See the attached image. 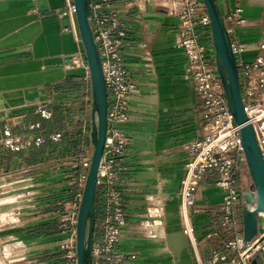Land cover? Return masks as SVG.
I'll return each instance as SVG.
<instances>
[{
  "label": "crops",
  "instance_id": "1",
  "mask_svg": "<svg viewBox=\"0 0 264 264\" xmlns=\"http://www.w3.org/2000/svg\"><path fill=\"white\" fill-rule=\"evenodd\" d=\"M65 1L0 0V133L5 124L21 137L53 131L63 135L60 143L46 140L19 150L0 144V264L60 263L58 242L63 235L55 222L64 187L57 172L38 164L74 146L72 130L82 120L89 128L90 110V84L81 78L83 69L65 66L82 49L70 31H61L70 24L77 31L74 14L58 15ZM213 2L229 41L244 46L236 57L250 60L256 51L248 46L259 37L264 0ZM235 6L241 23L224 19ZM111 7L125 29L122 53L134 83L128 118L120 124L129 139L126 168L119 173L126 224L117 248L134 251L135 264H194L178 223L174 193L188 159L186 145L199 135L202 120L198 98L183 76L184 54L173 43L176 18L151 1L127 5L115 0ZM43 99L51 100L53 116L48 120L34 113L35 102ZM33 122H39V128H23ZM58 145L66 152L61 154ZM29 165L33 170L26 172ZM220 198L221 191L210 180L200 183L192 214L197 238L217 228L204 204L217 208ZM155 200L162 208L159 215ZM208 243L199 242L203 257Z\"/></svg>",
  "mask_w": 264,
  "mask_h": 264
},
{
  "label": "built area",
  "instance_id": "2",
  "mask_svg": "<svg viewBox=\"0 0 264 264\" xmlns=\"http://www.w3.org/2000/svg\"><path fill=\"white\" fill-rule=\"evenodd\" d=\"M115 0H89L88 24L98 52L103 84L106 92V125L103 147L95 178V215L93 223L92 244L89 264H135L137 254L132 250L117 248L122 228L126 224V213L122 191L119 186V173L126 168L124 162L125 146L129 136L120 124L128 118L127 108L134 89L133 75L123 58L122 46L125 29L120 14L111 7ZM137 0H119L124 4H132ZM151 1L165 13L176 18L173 31V43L182 50L185 57L184 78L187 79L193 93L198 98L202 124L199 135L186 145L188 159L183 164V174L174 193L177 198L176 215L180 230L186 238L191 250L194 264H251V259L264 262V215L255 212L256 233L244 241L242 232L235 229L241 218L238 207L246 210L255 208V193L250 182L243 185L235 172L237 165L244 163L247 169L244 151L239 135V125L233 121L227 107V96L217 71V58L211 49V64L205 63L206 44L212 45L210 30L201 31L208 26L209 18L201 0H141ZM240 8L235 6L224 16L227 22L241 23ZM74 14L71 1H65V7L58 15ZM200 27V28H199ZM61 31H70L73 38L80 42L75 25L62 27ZM256 53L250 60L236 57V53L244 47L235 41H229L236 68L240 101L251 126L254 140L264 162V16L260 34L256 42L248 47ZM67 68L83 69L81 78L89 83V74L83 49L73 53ZM51 100L43 99L35 102L34 113L39 118L48 120L53 116ZM39 122H33L23 128L27 130L39 128ZM85 120L76 133L74 146L64 155L50 156L41 161L49 172H57L63 183V201H59V214L55 227L66 238L58 242L60 264H76L74 250L75 222L78 204L89 165L90 152L84 137L89 132ZM63 135L53 131L45 136L29 134L21 137L11 133L7 125H3L0 133V144L10 150L39 146L46 140L53 144L60 143ZM33 166L25 167L26 172ZM208 179L221 191V198L216 208L205 203L210 213L215 216L217 228L209 229L201 238L194 234L192 214L195 198L200 183ZM251 181V179H250ZM251 200L245 199V194ZM154 206L158 215L161 212L159 203ZM221 231H232L224 234L217 242ZM154 236V233H151ZM207 244L206 255L199 250V242Z\"/></svg>",
  "mask_w": 264,
  "mask_h": 264
},
{
  "label": "water",
  "instance_id": "3",
  "mask_svg": "<svg viewBox=\"0 0 264 264\" xmlns=\"http://www.w3.org/2000/svg\"><path fill=\"white\" fill-rule=\"evenodd\" d=\"M201 1L209 18L212 46L217 58V71L227 96V107L232 114L233 121L239 125L241 145L255 193V208L253 210L245 209L241 212L242 238L247 241L256 233L255 212L261 211L264 215V162L254 140L251 126L246 123V117L240 101L234 57L229 48V39L222 20L219 18L213 0ZM72 4L77 32L89 74L90 110L88 138L92 148L76 214L74 250L76 264H89L95 217V178L102 152L106 125V92L98 52L93 42L87 19L89 15V0H72ZM221 65L224 71H222ZM245 199L250 201V194L246 193ZM251 264H256L255 259L251 260Z\"/></svg>",
  "mask_w": 264,
  "mask_h": 264
},
{
  "label": "rangeland",
  "instance_id": "4",
  "mask_svg": "<svg viewBox=\"0 0 264 264\" xmlns=\"http://www.w3.org/2000/svg\"><path fill=\"white\" fill-rule=\"evenodd\" d=\"M218 15H219V14H218ZM219 18H220L221 20H223L222 17H221L220 15H219ZM222 23H223V26H224V28H225V31L228 33V30L226 29L227 26H226V24H225V21H223ZM199 28H200V27H199ZM200 30H201V31H204V32H207V31L209 30V28H208V26H205V27H201ZM205 44H206L205 63H206L208 66H210V64H211V60H212V59H211V53H210V52H211V49H213V46H212V45H207V44H208L207 42H205ZM221 69H222V71H224L222 65H221ZM237 80H238V79H237ZM79 130H80V126H79L78 123H76L75 126H74V129L72 130V132H73V133H78ZM84 139L88 141V144H89V152H90V154H91V150H92V148H91V145H90V143H89L88 133L85 135ZM72 143H73V145H74V144H75V140H73ZM58 148H59V152H60L61 154L66 152V147H65L64 145H58ZM236 177L239 178L240 182H241L243 185H245L246 187H248L249 183L251 182V181H250V174H249L248 169H246V168L244 167V163H240V164L237 165ZM12 202H13V204L16 202V198H15V197H13ZM1 208H2V207H1ZM1 208H0V209H1ZM238 209H241V211H244V210H245L244 208L238 207V208L235 209V212H236ZM94 220H96V215H95V217H94ZM241 221H242V220H241V218H240L238 224H237L236 227H235V229H236L237 231H241V227H242ZM223 232H224L226 235H228V234H232V231H223ZM220 233H221V235H220L219 239H217V242L221 241V239H223V238L225 237L224 234H222V232H220ZM62 235H63V234H62ZM66 237H67L66 235L61 236V238H66ZM59 261H60V259H59ZM255 262H256V264H264V262L260 261L258 258L255 259Z\"/></svg>",
  "mask_w": 264,
  "mask_h": 264
},
{
  "label": "trees",
  "instance_id": "5",
  "mask_svg": "<svg viewBox=\"0 0 264 264\" xmlns=\"http://www.w3.org/2000/svg\"><path fill=\"white\" fill-rule=\"evenodd\" d=\"M60 264V263H59Z\"/></svg>",
  "mask_w": 264,
  "mask_h": 264
}]
</instances>
